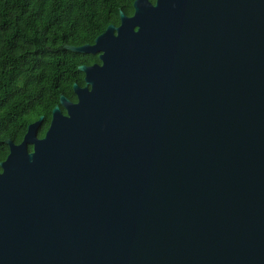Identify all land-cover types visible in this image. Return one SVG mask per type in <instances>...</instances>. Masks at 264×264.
<instances>
[{"label": "water", "instance_id": "water-1", "mask_svg": "<svg viewBox=\"0 0 264 264\" xmlns=\"http://www.w3.org/2000/svg\"><path fill=\"white\" fill-rule=\"evenodd\" d=\"M132 6L5 141L0 264H264V0Z\"/></svg>", "mask_w": 264, "mask_h": 264}, {"label": "trees", "instance_id": "trees-1", "mask_svg": "<svg viewBox=\"0 0 264 264\" xmlns=\"http://www.w3.org/2000/svg\"><path fill=\"white\" fill-rule=\"evenodd\" d=\"M133 1L0 0V162L5 141L20 143L40 116L37 136H44L59 96L75 102L73 84L84 85L77 67L99 62L61 46L93 44L108 25H119L120 11L133 14Z\"/></svg>", "mask_w": 264, "mask_h": 264}, {"label": "flooded vegetation", "instance_id": "flooded-vegetation-1", "mask_svg": "<svg viewBox=\"0 0 264 264\" xmlns=\"http://www.w3.org/2000/svg\"><path fill=\"white\" fill-rule=\"evenodd\" d=\"M115 26H118V25H115ZM97 57H98V55H97ZM99 61V60H98ZM95 63H97V64H99V62H94V63H92V64H90V65H93V64H95ZM87 66H89V65H87ZM73 102V101H72Z\"/></svg>", "mask_w": 264, "mask_h": 264}]
</instances>
